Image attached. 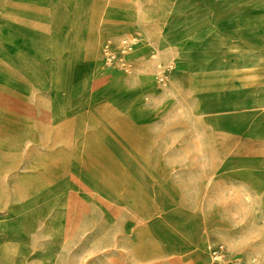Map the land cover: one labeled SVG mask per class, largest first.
<instances>
[{"label":"rangeland","instance_id":"1","mask_svg":"<svg viewBox=\"0 0 264 264\" xmlns=\"http://www.w3.org/2000/svg\"><path fill=\"white\" fill-rule=\"evenodd\" d=\"M27 1L3 0L43 16L0 55V264H211V240L264 264V0Z\"/></svg>","mask_w":264,"mask_h":264},{"label":"crops","instance_id":"2","mask_svg":"<svg viewBox=\"0 0 264 264\" xmlns=\"http://www.w3.org/2000/svg\"><path fill=\"white\" fill-rule=\"evenodd\" d=\"M3 0H0V24H1V32H0V48L3 49L2 52H0V55H5L6 54V46H8V44H10L7 41L8 39H10L11 37V32H10V28H11V24L12 25H18V27H15L16 29H18L19 31L23 30L26 31V28L32 27L33 29H36L38 27V29H41L42 27H40L42 25V16H43V6L42 5H37V2L35 4H26L23 2L18 3L17 7H13L10 8L11 5H7L6 2H3ZM134 2V1H132ZM130 5V4H128ZM25 11V13H24ZM18 12V13H17ZM55 9L52 7L51 8V14H55ZM13 14V16L10 15ZM24 13V14H23ZM25 16V17H24ZM13 20V22L11 21ZM44 22V21H43ZM6 25V28H5ZM31 25V26H30ZM34 25V26H32ZM34 33V32H32ZM22 41L18 43V51L16 50L14 53L17 56H23L26 53L24 51L21 50L22 47ZM24 50V49H23ZM3 61V59L1 60ZM3 66L4 63H3ZM8 67V66H7ZM23 71L25 69H20V71ZM0 82L2 83V85L4 86L5 90L0 89V99L1 100H5V98H9L12 94V91H10L8 89V87L6 86L5 82L0 80ZM11 92V93H10ZM7 109V108H5ZM8 110V109H7ZM212 241H216V240H211ZM209 242V243H210Z\"/></svg>","mask_w":264,"mask_h":264},{"label":"built area","instance_id":"3","mask_svg":"<svg viewBox=\"0 0 264 264\" xmlns=\"http://www.w3.org/2000/svg\"><path fill=\"white\" fill-rule=\"evenodd\" d=\"M211 264H221L224 259V245L219 241H212L208 247Z\"/></svg>","mask_w":264,"mask_h":264},{"label":"bare ground","instance_id":"4","mask_svg":"<svg viewBox=\"0 0 264 264\" xmlns=\"http://www.w3.org/2000/svg\"><path fill=\"white\" fill-rule=\"evenodd\" d=\"M20 1H22V0H20ZM27 2H29V0L27 1ZM35 4V3H34ZM18 13V12H17ZM24 13H25V11H24ZM23 13V14H24ZM25 17V16H24ZM34 26V25H33ZM126 43V42H125ZM130 46V45H129ZM131 47H128V49H130ZM88 54L89 55H91V56H95L96 54H97V44H96V42L95 41H91L90 43H89V45H88ZM107 59V58H106ZM153 80V79H152ZM154 82V81H153ZM150 83V82H149ZM147 84V83H146ZM154 87V86H153ZM151 89V88H150ZM257 179V178H256ZM260 185V184H259ZM209 247V246H208ZM208 247L205 249V251H204V257H205V259H207L208 258V256H209V253H208ZM224 255H225V258L227 257V253H226V250L224 251ZM224 261V260H223ZM238 264V263H237Z\"/></svg>","mask_w":264,"mask_h":264}]
</instances>
